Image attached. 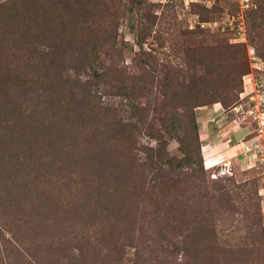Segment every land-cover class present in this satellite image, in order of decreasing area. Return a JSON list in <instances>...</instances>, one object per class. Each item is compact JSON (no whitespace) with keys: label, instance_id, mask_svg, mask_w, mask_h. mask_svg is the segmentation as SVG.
<instances>
[{"label":"trees","instance_id":"1","mask_svg":"<svg viewBox=\"0 0 264 264\" xmlns=\"http://www.w3.org/2000/svg\"><path fill=\"white\" fill-rule=\"evenodd\" d=\"M142 4L131 0L128 12ZM118 6L116 0L0 3V200L12 226L10 236L0 237V264L69 263L75 258L70 251L45 247L50 246L47 239L57 241L66 228L84 237L80 258L86 255L96 264H122L128 248L133 264L144 258V264H246L244 256L217 238L213 216L230 198L224 187L206 179L195 110L240 100L248 67L216 60L214 50L197 41L204 35L199 27L182 29L173 17L151 14L145 33L132 32L133 45L144 56L133 60L140 70L114 65L113 51L122 52L116 28L124 13ZM253 6L246 12L254 30H262L264 0ZM145 37L156 48L143 51ZM167 46L174 56L182 49L187 65L161 61ZM88 65L92 80L82 82L78 72ZM227 66L236 70L238 82L228 79ZM183 71H194L191 80ZM100 92L121 99L122 105L99 101ZM125 112L129 117H123ZM177 130L184 134L181 158L167 153L166 137L173 138ZM141 136L158 144L145 148L143 159L135 146ZM193 143L198 147L193 149ZM157 165L173 174L159 177L162 186L145 178V169ZM183 167L192 171L175 177ZM83 168L87 173L81 176L95 187L91 196L99 210L91 205L93 199L87 201L89 195L67 194L69 181L80 178ZM69 202L80 206L78 216H61ZM89 210L96 219L88 218ZM78 226L84 230L77 233ZM122 238L126 242L115 246ZM253 259L264 264V253Z\"/></svg>","mask_w":264,"mask_h":264},{"label":"rangeland","instance_id":"2","mask_svg":"<svg viewBox=\"0 0 264 264\" xmlns=\"http://www.w3.org/2000/svg\"><path fill=\"white\" fill-rule=\"evenodd\" d=\"M3 1L6 0H0V3ZM141 1H143L141 6H132V11L128 12L131 0H116L119 4V11L120 13H124V17L118 20V27L116 28L119 40L117 47L122 52L119 54V52L113 51L112 62L114 65L130 67L131 70L134 67L135 71L140 70V66L142 65H136L133 60L138 58L142 61L144 60V56L142 55V50L133 45L132 32L134 29V33H136V29L139 33H145L143 28L147 25L146 18L148 14H151L157 17H173L177 25L182 27V29L195 30L199 27L204 31V35L199 36L200 39L197 41H201L200 45L205 48L214 50L216 60L220 57L229 66L236 63V60L237 62H242L245 66L247 65L248 73L242 77L243 92L241 94L247 93L249 95L253 92L255 83H259V81L264 82V28L262 30H254L249 12L244 13L241 19L238 8L231 0H197L191 3L188 1L186 4H184V0H172L164 7L154 6L150 4V0ZM250 3L254 7L255 0H251ZM155 28L156 26L153 29ZM166 36L168 35L165 34L164 37ZM197 44L199 43L197 42L195 45ZM233 44H236L234 49L231 48ZM152 48H156L153 39L145 37L143 51L149 52ZM169 51L168 46L162 49L161 61L168 62L173 66L187 65L188 59L184 57L182 49H179L175 56ZM207 58L205 57L206 60ZM106 63L108 62L106 61ZM229 66H227L228 69L226 67V73L231 72L228 79H234L238 82V75H234L236 70L233 73V68L230 69ZM90 67L88 65L79 70L77 77L82 82L92 80L90 77L92 75ZM211 67L212 63L208 67V72H210ZM193 72L183 71L181 75L186 76L189 81ZM96 85H98L97 82ZM99 94V101L113 103L116 106L122 105L121 99L111 97L105 92H100ZM241 94L240 97H242ZM237 102L239 100L225 108L221 104V106L219 104H210L199 107L195 110V116L199 130L198 143L206 179L211 185H214L212 182H215V184L224 187L227 197L230 198L229 204L218 210L215 216H213V219L216 221L218 241L226 243L231 250H237L239 254L244 256L246 264H250V262L251 264H255L253 258L259 255V251L264 253V137L258 134L256 125L251 119L244 118L241 114L231 111ZM122 109L126 110V107ZM123 117H129L128 112H125ZM137 133L139 132H135V134ZM139 141L140 143L137 142L135 146L139 151V157L141 156L142 159L148 157V152L145 148L156 147L158 145L153 140H149L144 136H141V140ZM166 141L169 156L181 158L179 143H185L183 132L177 130L175 136L173 138H170V136L166 137ZM211 143L216 148H209ZM196 146L198 147L197 143L191 145L193 149ZM197 164L198 162H194L192 168L196 169ZM192 168L183 167L173 171L175 177L178 175L182 177V175L187 176L192 171ZM83 173H87L85 168L78 173L80 178L69 181L72 185L66 189L67 194H70L69 197L76 196V198L89 195L90 199L87 201L93 199L91 205L97 207L99 210V203L95 201L97 200L95 199L96 196H91L95 187L92 186L90 180L82 178L83 175L81 176V174ZM145 175H147L145 178L151 181L152 184L159 185V177L162 178L164 175L173 174L169 169L160 168L157 165L155 169H145ZM160 185L162 186V184ZM2 190L3 188H1L0 194ZM3 202L5 203V201L0 200V217H2L0 218V237L3 235L6 238L10 236L8 232L12 230V226L10 225L11 220L6 216V213H3L5 211L4 209L2 210L3 206L1 204ZM70 203L67 208L62 207V210H60L62 217L66 214L79 215L80 206L76 207ZM95 207H93L94 210L97 209ZM88 214V218L96 219L94 211L89 210ZM200 220L195 221L199 224ZM83 223L85 225V219ZM95 224L96 222H92L93 226ZM80 229L83 228H79L77 233ZM64 232L65 234L62 233L57 236V241L47 239L50 246L45 247L50 248L53 245L62 246L61 249L63 251L64 249L70 251L75 258L71 257L72 259L69 263L61 262L56 264H73V262L74 264H78L81 261L82 264L98 263L92 258H90L92 262H87L89 258L86 255L83 260L80 258V241H83L81 238L84 239V237L75 236L71 228H66ZM117 240L115 242V246L117 247L126 242L124 238L118 240V242ZM0 244L3 246L2 242ZM44 252L45 250L38 248V253ZM133 253V250L128 248L125 251V256L122 258V264H133L132 260L135 258L133 257ZM58 258H60L59 255H55L54 259ZM178 259H182L181 255H178ZM144 260H141L139 263L144 264L146 262ZM156 262H158V259H156ZM147 264H153V261L151 260Z\"/></svg>","mask_w":264,"mask_h":264},{"label":"built area","instance_id":"3","mask_svg":"<svg viewBox=\"0 0 264 264\" xmlns=\"http://www.w3.org/2000/svg\"><path fill=\"white\" fill-rule=\"evenodd\" d=\"M160 7L168 5L172 0H151ZM183 1V0H180ZM195 2L197 0H184V4ZM239 10L240 18L242 19L244 13L252 6L249 0H232ZM235 113H239L244 118H249L256 125L258 134L264 137V82L259 81L255 83L253 92L249 95L241 97L232 110Z\"/></svg>","mask_w":264,"mask_h":264},{"label":"crops","instance_id":"4","mask_svg":"<svg viewBox=\"0 0 264 264\" xmlns=\"http://www.w3.org/2000/svg\"><path fill=\"white\" fill-rule=\"evenodd\" d=\"M245 95H247V93H243V94H242V97L245 96ZM241 131H242V130H241ZM221 140H223V139H221ZM209 148L214 149V148H216V146H214V144L211 143V145H210Z\"/></svg>","mask_w":264,"mask_h":264}]
</instances>
